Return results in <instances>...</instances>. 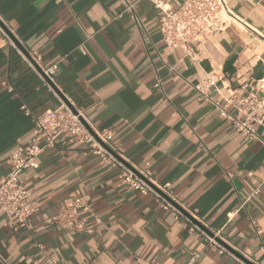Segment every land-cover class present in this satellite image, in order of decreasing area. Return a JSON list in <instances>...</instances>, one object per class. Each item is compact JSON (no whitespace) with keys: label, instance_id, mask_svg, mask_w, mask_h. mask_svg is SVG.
I'll return each mask as SVG.
<instances>
[{"label":"crops","instance_id":"obj_1","mask_svg":"<svg viewBox=\"0 0 264 264\" xmlns=\"http://www.w3.org/2000/svg\"><path fill=\"white\" fill-rule=\"evenodd\" d=\"M132 1L134 9L124 0H0V18L41 54L43 66H56L58 87L93 129L113 134L133 169L149 172L180 207L221 231L242 262L264 264V123L246 135L194 88L211 78L213 99L242 118L241 84L248 82L247 92L264 85V0H226L234 19L192 54L165 43L163 12L152 1ZM61 104L0 28V177L10 156L32 141L35 116ZM21 176L40 208L27 226L0 209L7 264L47 257L58 264H188L194 252L198 264H243L207 248L152 194L129 189L120 169L83 141L61 138ZM78 196L102 219L89 217L92 233L46 222Z\"/></svg>","mask_w":264,"mask_h":264},{"label":"built area","instance_id":"obj_2","mask_svg":"<svg viewBox=\"0 0 264 264\" xmlns=\"http://www.w3.org/2000/svg\"><path fill=\"white\" fill-rule=\"evenodd\" d=\"M124 1L127 4V9H134L136 1ZM150 1L163 12L160 18V30L165 43L174 48H182L187 54L194 52L196 43H203L216 32L224 30L234 19L226 0H183L178 7L171 5L172 0ZM28 53L29 56L25 55L27 62L34 69L38 65L45 75L55 82L56 66H43L42 56L37 51L29 50ZM44 81L52 89L45 79ZM155 85L160 87V80ZM215 86L216 83L211 78L194 84L195 90L206 101L215 104L220 109V114L235 123L240 132L256 136V124L264 123V85L259 89H252L247 92L248 82L245 81L241 84L240 89L243 93L237 109L242 118L228 112L213 99L212 93ZM9 89L12 90V88ZM22 108L27 115L32 114L27 106L24 105ZM81 117L87 122L80 109H78V113H74L63 101L58 108L48 109L35 116L36 131L32 141L27 145L18 147L9 158V170L0 177V209L6 213L9 219H16L20 226H27L32 217L39 211L40 204L32 199V193L25 186L21 175L23 171L36 166V159L41 153L56 147L61 138L66 137L83 141L100 158L102 163L119 168L121 177L129 189L138 191L143 195L152 194L163 210L172 211L176 218L184 219L190 231L196 232L204 238L207 248H216L220 253L242 262L236 253L219 242L218 238L227 243L221 236V231L215 232L209 229L214 233L211 235L173 203V201L177 202L170 193L151 181L149 172H139L144 177L142 178L121 161L114 154L121 156L118 147L113 143V134L110 131H97L88 122L87 126ZM188 213L199 221L196 210L188 211ZM233 214L229 216L231 217ZM89 217L95 223L102 222L101 217L94 213L88 200L78 196L67 201L64 211L48 217L46 222L49 224L58 223L77 232L92 233L93 227L89 225ZM38 246L41 247V244ZM200 256V252H194L189 257L188 264H198ZM0 261L7 264L1 254ZM30 264H58V260L54 257H47L42 261L34 259ZM151 264H157V262L153 261Z\"/></svg>","mask_w":264,"mask_h":264},{"label":"water","instance_id":"obj_3","mask_svg":"<svg viewBox=\"0 0 264 264\" xmlns=\"http://www.w3.org/2000/svg\"><path fill=\"white\" fill-rule=\"evenodd\" d=\"M0 27L3 29V31L6 33V35L14 42V44L26 55L29 56L28 50L24 47V45L21 43V41L18 39V37L11 31V29L2 21L0 18ZM36 69L39 71V73L42 75V77L48 82V84L52 87V89L59 95V97L62 99V101L74 112L78 113V108L74 105V103L68 98V96L58 87L56 82L52 81L48 76L45 75V73L42 71V69L36 65ZM81 120L88 126L87 122L83 117H81ZM108 149L109 147L105 145ZM121 161H123L125 164H127L129 167H131L121 156L114 153ZM132 168V167H131ZM133 169V168H132ZM139 176L144 178L139 171L133 169ZM147 182H149L147 179H145ZM150 183V182H149ZM151 184V183H150ZM173 203L178 206L186 215H188L194 222L202 226L204 229H206L211 235H214L213 232H211L206 226H204L201 222H199L197 219L192 217L187 211H185L182 207H180L177 203L173 201ZM219 242H221L224 246H226L228 249L233 250L231 246H229L227 243L222 241L220 238H218Z\"/></svg>","mask_w":264,"mask_h":264}]
</instances>
